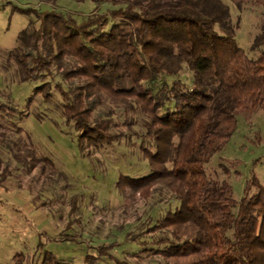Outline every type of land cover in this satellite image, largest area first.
<instances>
[{"label": "trees", "instance_id": "trees-1", "mask_svg": "<svg viewBox=\"0 0 264 264\" xmlns=\"http://www.w3.org/2000/svg\"><path fill=\"white\" fill-rule=\"evenodd\" d=\"M91 1L93 9L80 15L15 6L34 17L6 59L45 100L58 92L81 153L139 138L149 171L120 173L116 187L147 198L162 186L177 205L147 226L151 240L126 233L139 247L130 256L146 264H264V185L253 175L236 198L228 178H212L206 170L236 130L238 111L264 113V0H231L240 10L244 3L262 6L251 55L237 40L239 20L224 0ZM0 110L15 115L18 109L2 103ZM4 145L28 172L38 166L59 172L50 157L37 156L31 140ZM10 166L0 154V184ZM65 239L79 242L68 233ZM108 247L99 246L98 255L130 264ZM98 255L87 250L77 261L45 250L40 264H100ZM23 257L17 254L14 264H24Z\"/></svg>", "mask_w": 264, "mask_h": 264}, {"label": "rangeland", "instance_id": "rangeland-1", "mask_svg": "<svg viewBox=\"0 0 264 264\" xmlns=\"http://www.w3.org/2000/svg\"><path fill=\"white\" fill-rule=\"evenodd\" d=\"M224 1L230 6L233 20H239L237 40L251 55L250 44L259 29L262 6L244 3L240 10L231 0ZM46 5L80 15L96 4L91 0L83 3L57 0L54 4L0 0V104L9 103L18 109L15 115L0 110V154L11 165L10 176L0 184V264H14L19 253L24 255V264H30V257H34V264H40L45 250L83 261L87 250L98 255L99 246L108 247L113 242L117 245L108 247L109 252L130 264H146L130 256L136 246L125 235L131 232L151 240L154 233L146 231L147 226L157 223L177 201L162 186L156 187L147 198L116 187L120 173L138 176L149 171L139 149V138L133 134L81 153L73 127L62 113L58 92L53 89L52 98L45 100L34 91L33 82L19 79L14 62L6 59L8 50L16 44L18 32L34 17L15 6L46 8ZM133 129L139 130L138 126ZM18 139L26 143L31 140L37 156L50 157L62 173L49 166L44 170L38 166L28 172L4 145L5 140L11 143ZM206 170L212 178H228L236 198L244 194L246 182L253 175L264 185L262 110L237 112L236 130ZM74 202L77 210L70 216ZM71 218L76 220L66 228ZM65 233L79 242L64 240ZM98 256L100 264L113 263Z\"/></svg>", "mask_w": 264, "mask_h": 264}]
</instances>
